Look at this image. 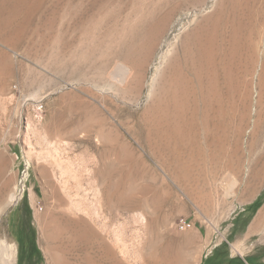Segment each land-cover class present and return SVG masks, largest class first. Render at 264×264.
Returning a JSON list of instances; mask_svg holds the SVG:
<instances>
[{
  "label": "rangeland",
  "instance_id": "1",
  "mask_svg": "<svg viewBox=\"0 0 264 264\" xmlns=\"http://www.w3.org/2000/svg\"><path fill=\"white\" fill-rule=\"evenodd\" d=\"M4 238L16 264H264V0H0Z\"/></svg>",
  "mask_w": 264,
  "mask_h": 264
},
{
  "label": "bare ground",
  "instance_id": "2",
  "mask_svg": "<svg viewBox=\"0 0 264 264\" xmlns=\"http://www.w3.org/2000/svg\"><path fill=\"white\" fill-rule=\"evenodd\" d=\"M194 32V31H193ZM208 36H209V34H208ZM186 35H185V39H186ZM189 37L190 36H188V38H187V41L185 40V42H182L183 41V38H182V41L179 43V45L177 46V48L175 49V50H173V52L171 53V54H169V49L166 51V52H164V53H162V55H161V60H162V62H163V66L161 65L159 68H157V70L155 71V73H154V76H153V78H152V81H151V84H150V88L148 89V96L149 95H151V93L154 91V87H159V88H157V90H158V95H159V97H161V98H164V97H166V95H167V91H169L172 87H181V84H182V82L184 81V78H185V73L186 72H188L189 71V69H188V57H191V55H190V53H191V51L194 49L195 50V53H196V50H197V52L199 51H201L202 49H201V46H199V44H200V42H198L197 41V39L196 38H193V39H189ZM192 37H194V35L193 36H191V38ZM201 37V36H200ZM200 40V39H199ZM204 42V41H203ZM209 43H211V42H209ZM208 46V45H207ZM198 52V53H199ZM191 63V62H190ZM143 66V65H142ZM122 67V72L119 74V75H116V76H114L113 78L119 83V84H121V85H124L125 83H126V80L128 79V76L130 75V73L132 72V70L130 71V69L127 67V66H125V65H123V66H121ZM121 70V69H120ZM117 72H118V69H117ZM140 72V71H139ZM141 74H143V73H141ZM139 75V74H138ZM132 76H133V74H132ZM131 76V77H132ZM143 75H140V76H138L137 77V79H136V82H137V85H138V87H141V85H142V83L144 82V79H143ZM130 79V78H129ZM129 82V81H128ZM135 87L136 86H134V89H135ZM142 88V87H141ZM156 89V88H155ZM178 89H180V88H178ZM138 90V89H137ZM177 90V89H176ZM182 90V89H181ZM181 90H177V92H182ZM138 92V91H137ZM170 92V91H169ZM172 92V91H171ZM170 92V93H171ZM188 92L189 91H187V95H188ZM172 94V93H171ZM178 94V93H177ZM138 95V94H137ZM180 95H181V93H180ZM171 96V95H170ZM170 96H168L169 98H171ZM178 96V95H177ZM184 97H185V95L183 96L182 95V99H184ZM169 98L168 99H166V98H164V101H166L167 102V105H165V107H167V106H169L168 105V101L167 100H169ZM175 98V97H174ZM173 98V99H174ZM158 100L160 101V99L158 98ZM163 100V99H162ZM178 100H180V97H179V99ZM156 101V100H155ZM171 101V100H170ZM159 103V102H158ZM186 103V102H185ZM185 103H182V105L181 106H183L180 110H181V113L182 112H186V108H187V106L185 107ZM162 105H164L163 104V102L161 103ZM173 104V103H172ZM155 105H157V102H156V104ZM161 105H159V108H161L160 107ZM175 106V105H174ZM180 106V107H181ZM171 107H173V106H171ZM158 108V109H159ZM164 108V107H163ZM185 108V109H184ZM103 109V108H102ZM167 109V108H166ZM171 109V108H170ZM165 110V109H164ZM175 110H177V108L175 109ZM117 111V110H116ZM158 111V110H157ZM156 111V112H157ZM161 111L163 112V110L161 109ZM160 111V112H161ZM170 111H172V110H170ZM170 111H168V112H170ZM179 111V110H178ZM173 112V111H172ZM172 112H170V113H172ZM177 112V111H176ZM180 112V111H179ZM166 113V112H165ZM164 113V114H165ZM169 113V114H170ZM113 114V113H112ZM175 114V113H174ZM177 114H179V113H177ZM160 116V115H159ZM168 116V115H167ZM121 119V118H120ZM164 122V121H163ZM176 122V121H175ZM177 123V122H176ZM122 125V124H121ZM179 129H180V126H179ZM136 133V132H135ZM137 138V137H136ZM138 140V139H137ZM136 141V140H135ZM233 177V176H232ZM231 177V178H232ZM235 180V177H234V179H233V181ZM236 182H237V180H235ZM236 184V183H235ZM9 203L10 204H14L16 201H17V198H16V196L14 195V194H11L10 195V197H9ZM75 224V223H74ZM77 226V225H76ZM77 229V228H76ZM78 230V229H77ZM90 231V230H89ZM86 233H88L87 231H85ZM41 233H42V231H41ZM79 233H80V231H79ZM82 233V232H81ZM80 233V234H81ZM85 233V234H86ZM54 234V233H53ZM70 234H72V233H70ZM74 234V233H73ZM75 235V234H74ZM55 237V236H54ZM82 237H84V236H82ZM86 237V236H85ZM47 238H48V236H47ZM73 238V237H72ZM57 239V238H56ZM83 239H85V238H81V240H83ZM90 239H92V238H90ZM48 240V239H47ZM76 240H77V238H76ZM86 240V244H87V242H88V240H89V238L88 239H85ZM77 241H79V240H77ZM91 241V240H90ZM85 242V241H84ZM91 242H93V240L91 241ZM76 244H78V243H76ZM75 244V245H76ZM81 244V243H80ZM89 244V243H88ZM58 245V244H57ZM71 246H73L72 244H70ZM69 245V246H70ZM79 245V244H78ZM83 245V244H82ZM85 245V244H84ZM50 246V245H49ZM55 246V245H54ZM103 246V245H102ZM237 246V248L238 249H235V251L236 252H238L240 255L241 254H243V250H241V247L240 246H243V247H245V242L244 241H242V242H238V244L236 245ZM236 246H235V248H236ZM15 247V245H14V243H13V241L12 240H7V239H3V244L1 245V251H0V264H16V261H15V258H14V256H13V254H12V252H11V254L9 253V251H11V250H13V249H15L14 248ZM50 247H52V246H50ZM57 247V246H56ZM75 247V246H74ZM74 247H73V249H74ZM81 247V246H80ZM90 247V246H89ZM240 247V248H239ZM70 248V247H69ZM92 249V248H91ZM91 249H89L91 252H95V251H92ZM47 250V249H46ZM65 250V249H64ZM68 250V249H67ZM66 251V250H65ZM246 251V250H245ZM55 252H58V251H55ZM55 252H47V254H49V256L51 257V259H53V262L51 261V262H48L47 264H84V263H87V262H84V261H88V260H91L90 259V255L89 254H87L88 253V251L86 252V253H84L83 251H81L80 249L79 250H74L71 254H70V256H68V258H66V257H63L62 256V254H56ZM69 252H70V250H69ZM98 252V251H97ZM107 252V251H106ZM109 252H110V250H109ZM113 252V251H112ZM100 253V252H99ZM103 253V252H102ZM245 253V252H244ZM95 254V253H94ZM101 254V253H100ZM113 254L114 253H112V256H113ZM93 255V254H92ZM91 255V256H92ZM94 256V255H93ZM110 256V255H109ZM112 256H110V257H112ZM92 258V257H91ZM102 258H103V255L102 256H100V255H98L97 254V256H96V259H97V261H94V262H99L100 260H102ZM115 258V257H114ZM105 259V258H104ZM49 261V260H48ZM104 261V260H103ZM94 262H90L89 261V263L91 264H93ZM97 264V263H96ZM100 264V263H99ZM111 264V263H110Z\"/></svg>",
  "mask_w": 264,
  "mask_h": 264
},
{
  "label": "built area",
  "instance_id": "3",
  "mask_svg": "<svg viewBox=\"0 0 264 264\" xmlns=\"http://www.w3.org/2000/svg\"><path fill=\"white\" fill-rule=\"evenodd\" d=\"M175 228L176 230L183 232V231L191 229L192 224L188 222L186 219L180 218L175 222Z\"/></svg>",
  "mask_w": 264,
  "mask_h": 264
}]
</instances>
